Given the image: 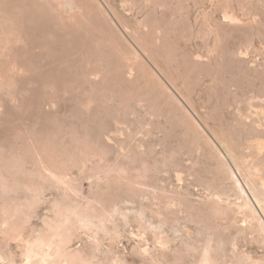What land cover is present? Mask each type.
<instances>
[{"label": "rangeland", "instance_id": "obj_1", "mask_svg": "<svg viewBox=\"0 0 264 264\" xmlns=\"http://www.w3.org/2000/svg\"><path fill=\"white\" fill-rule=\"evenodd\" d=\"M53 172L93 264H264V0H0V227Z\"/></svg>", "mask_w": 264, "mask_h": 264}, {"label": "bare ground", "instance_id": "obj_2", "mask_svg": "<svg viewBox=\"0 0 264 264\" xmlns=\"http://www.w3.org/2000/svg\"><path fill=\"white\" fill-rule=\"evenodd\" d=\"M51 175L56 178L55 180L65 184L66 188L61 192L63 197L60 198L62 199H55L53 201V216H48L47 220H45L46 230L36 232V230L32 229L29 234H25L24 228L16 224L17 219L20 220L19 216H12L10 221H7V224L0 227L1 232L4 234V237L8 236L9 238H15L20 241L19 245L23 249V264H93L92 261L82 255L80 251L72 249L71 242L81 229L85 228L87 231L93 230L96 226L101 224L98 223L99 221L103 223L105 220L101 214L97 213V208L91 206L90 202H84L73 198V195H77L78 191L67 185V179L64 176L54 172L51 173ZM43 177L47 179L45 176ZM237 180L242 186L243 183L239 176ZM59 184L58 182L57 187H60ZM39 195V192L35 193L36 197H39ZM40 197L39 199L41 200ZM36 202H39V200ZM28 206L30 207V205ZM34 206H36V204ZM104 208L105 207H103V209ZM105 212H107V209ZM96 219L99 221L97 222ZM98 228L99 226L96 228L99 231ZM10 260H12V258H10ZM5 261L7 260L4 253L0 252V264H5Z\"/></svg>", "mask_w": 264, "mask_h": 264}]
</instances>
